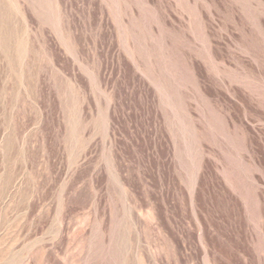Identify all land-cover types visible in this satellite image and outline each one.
Here are the masks:
<instances>
[{
    "label": "rangeland",
    "instance_id": "obj_1",
    "mask_svg": "<svg viewBox=\"0 0 264 264\" xmlns=\"http://www.w3.org/2000/svg\"><path fill=\"white\" fill-rule=\"evenodd\" d=\"M0 264H264V0H0Z\"/></svg>",
    "mask_w": 264,
    "mask_h": 264
}]
</instances>
